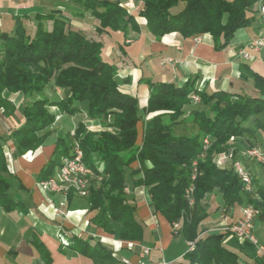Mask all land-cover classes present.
Instances as JSON below:
<instances>
[{"label": "trees", "instance_id": "trees-1", "mask_svg": "<svg viewBox=\"0 0 264 264\" xmlns=\"http://www.w3.org/2000/svg\"><path fill=\"white\" fill-rule=\"evenodd\" d=\"M140 1L138 15L146 20L147 32L155 40L171 33L184 38L208 34L214 47L221 50L238 30L251 25L250 15L258 0ZM74 5L92 14L95 20L88 25L94 27L92 32L48 12L35 15L32 32L16 19L12 33L0 37V110L6 116L14 111L4 92L20 93L25 100L21 125L7 135L14 154L24 155L46 143L49 134L44 131L54 123V115L48 111L52 106L69 116L80 111L91 119L109 116L116 132L89 134L78 124L72 139L81 148L87 167L95 172L101 167V181L92 185L85 197L89 225L116 241H142L143 225L135 218V207L125 193L128 171L133 189L147 190L153 212L171 226L179 224L176 233L194 242V250L184 258L186 264H239L237 255L222 244L226 234H202L199 227L206 213L201 202L216 192L225 208L252 205L259 210L257 220H264V183L252 178L253 192L246 193L233 170L218 168L213 162L216 154L230 149L231 139L237 152L257 148V133L264 129L257 122L264 113V77L241 66L240 78L252 83V94L199 92L200 105L189 112L185 108L194 81L181 87L146 82L151 92L144 113L151 118L138 134L137 100L118 90L117 67L106 56L107 41L114 42L113 35L121 34L124 43L127 26L138 30L134 16L118 1L74 0ZM43 20L50 24L43 26ZM122 42H116L119 54ZM50 88L62 90L66 96L57 101L42 97ZM187 118L195 134H173L172 129ZM204 138L211 141L206 150ZM5 142L0 135V207L9 213L20 207L7 194L11 183L2 148ZM71 149V142L58 136L53 156L37 181L52 176ZM191 185L194 204L189 206L185 193ZM68 247L93 260L114 261L111 252L92 238L69 236Z\"/></svg>", "mask_w": 264, "mask_h": 264}, {"label": "crops", "instance_id": "crops-1", "mask_svg": "<svg viewBox=\"0 0 264 264\" xmlns=\"http://www.w3.org/2000/svg\"><path fill=\"white\" fill-rule=\"evenodd\" d=\"M133 1L130 0L129 3ZM41 3L42 0H0V37L12 33L16 19L21 20L24 17L32 24L36 14L49 12L47 6L44 7ZM263 3L264 0L256 2L250 15L251 25L238 30L221 50L214 47L209 35L199 37V42L194 40L195 37L184 38L179 33H171L155 40L147 32L145 22L139 17L136 18L138 33L131 34L130 37L133 38L130 44L125 45L122 42L121 34L112 36L115 41L120 39L117 43L122 42L121 54L117 51L119 47L115 41H107L109 46L106 55L110 63L117 67L119 91L135 97L141 110L146 107L149 89L140 82L181 87L187 81L194 80L195 85L203 87L202 91L207 93L252 94V83L241 80L239 68L245 65L264 77V49L254 53L249 61L241 59L238 52L246 44L256 40L260 34L258 27L259 23L261 25V17L258 9ZM58 5L62 6L63 17L69 18L74 25H82L73 20L75 12L78 11L75 6L64 3ZM41 6L44 7L43 11ZM38 11L42 13H37ZM21 22L23 23V20ZM29 28L32 30L31 27H28V30ZM134 45L136 49L132 51ZM127 54L133 59L130 64L125 61ZM164 58L176 60L178 63L173 66L163 65ZM56 94L55 97L49 95L48 98L57 101L66 96V92L62 90H56ZM3 97L14 108L8 116L0 111V135L7 137L9 132L20 126L23 121L21 112L24 97L21 94L9 93H4ZM79 121L78 115H60L54 129L48 133L46 143L32 151V155L25 153L16 156L11 141V144H3L8 179L11 183L7 194L19 204L20 209L7 213L0 207V264H136L139 260L186 264L184 258L188 253L189 242L176 233L180 225L171 226L159 213L153 212L145 188L138 187L132 191L127 188V194L131 195L135 204V218L143 225L142 241L130 242L116 241L89 225L90 214L85 198L75 196L64 201L62 197L47 195L37 187L38 176L53 156L57 137L75 129ZM257 122L264 125L260 118ZM261 133H264V129L257 134ZM243 163L247 170H250L252 178L263 184V165L246 161ZM201 205L206 213V218L199 227L203 235L226 234L222 244L228 251L237 255L239 264H264V220H256L254 223L253 235L258 245L263 248V252L257 254L253 246L240 245L226 232L230 225L241 218L240 209L236 211L234 208H225L216 192L205 196ZM56 210L60 214L57 215ZM207 220L211 222L204 224ZM61 234L67 237L69 234H77L80 238L99 241L111 252L109 256L114 261L93 260L68 246H63L58 239ZM144 249L149 250L147 256L142 254Z\"/></svg>", "mask_w": 264, "mask_h": 264}, {"label": "built area", "instance_id": "built-area-1", "mask_svg": "<svg viewBox=\"0 0 264 264\" xmlns=\"http://www.w3.org/2000/svg\"><path fill=\"white\" fill-rule=\"evenodd\" d=\"M264 11V3L260 5ZM260 34L257 39L246 44L242 49L239 50L238 56L246 61L252 59L253 54L264 49V24H262L260 29ZM196 42H199V37L194 38ZM176 60L170 58H164L162 60L163 65L173 66L177 64ZM194 101L198 100L196 97H192ZM233 141V139H231ZM207 138L203 139V149L207 147ZM26 154L32 155L29 151ZM243 156L247 159L253 160L259 164H264V155L258 150V148L253 147L245 150ZM220 164V162H218ZM234 173L238 176L243 190L246 193L253 192L252 186V176L248 170L244 169L240 164H235ZM193 174L191 180L194 181L196 175V162L192 164ZM98 172V173H97ZM95 172L92 168H89L83 162V152L78 144L72 147L69 155L63 157L60 160L59 166L55 169V173L45 180L37 181V187L45 194L52 196H60L66 201L70 196L85 198L88 195L89 189L92 185L98 184L101 181V167ZM194 187L191 185L185 193V199L189 206L194 204L193 200ZM125 193H129L128 189H125ZM56 214H60L56 210ZM241 218L235 223L230 225L226 232H228L234 239L240 244H248L255 248L257 254L263 252V248L258 245L254 235V223L259 216V210L252 205H245L240 208ZM177 227V226H176ZM68 236H75L77 239L80 238L77 234H69ZM58 239L63 246H68L69 237L66 235H59ZM194 250V242L188 243V252ZM149 253L148 249L142 251L143 256H147ZM136 264H177L176 262H147L145 260H139Z\"/></svg>", "mask_w": 264, "mask_h": 264}, {"label": "rangeland", "instance_id": "rangeland-1", "mask_svg": "<svg viewBox=\"0 0 264 264\" xmlns=\"http://www.w3.org/2000/svg\"><path fill=\"white\" fill-rule=\"evenodd\" d=\"M36 1V0H35ZM39 1H41V0H39ZM110 1H113V2H115V1H118L119 2V5H120V7H123V8H125L126 9V12H127V14H129V15H133L134 16V22H135V24H136V26L138 27V22H137V19L136 18H141L144 22H145V26H146V20L144 19V18H142V17H140L139 15H138V11H139V9H140V7H141V1L140 0H134L132 3H129V1L130 0H110ZM62 4V3H64V4H70V5H73V6H75L77 9H78V11L77 12H75V16H74V18H73V20H75L76 21V24L79 22V23H81L82 24V26H85L84 28H88L89 29V31L90 32H92L93 30H94V27H90V26H88L90 23H92L93 22V20H95L94 18H93V16H92V14L90 13V12H85V11H83L82 9H80L79 7H77L76 5H74V0H42V3H41V5H43L44 7L45 6H47V10H49V12H54V13H57L58 15H64V13L62 12V6H60V5H58V4ZM129 4H131V5H129ZM133 4V5H132ZM43 6H41V11H43L42 9H44V7ZM57 6H59V7H57ZM59 10V11H58ZM176 10V9H175ZM40 11H38L37 13H39ZM45 13H43V14H47L48 12H46V11H44ZM65 12V11H64ZM40 13H42V12H40ZM259 13V12H258ZM259 16L261 17V15H260V13H259ZM63 17V16H62ZM65 20L66 19H68L69 20V18H66V16H64L63 17ZM21 20H23V24L25 25V27H27V29H28V27H31L32 29L35 27V22H32V24H29V22L30 21H26L25 20V18L24 17H22L21 18ZM263 21H264V19L261 17V25H260V23H259V27H258V32L260 33V29H261V26H262V24H263ZM78 23V24H79ZM42 24H43V26H47V25H49L50 24V21H47V20H43L42 21ZM30 25V26H29ZM29 30H30V28H29ZM241 30V29H240ZM31 32L33 31V30H30ZM30 32V33H31ZM133 33H138V30L137 31H133L129 26H127V32H126V35L124 36V43H125V45H128V44H130L131 43V39L133 38V37H130L131 36V34H133ZM203 35H208V34H203ZM203 35H201V36H203ZM201 36H196V37H201ZM195 37V38H196ZM112 40L113 41H115V39H114V37H112ZM120 39H118V40H116V41H119ZM137 42H139V41H137ZM136 42V43H137ZM107 46H109V45H107ZM132 51L133 50H135L136 49V46L134 45V46H132ZM118 49V48H117ZM126 51V50H125ZM128 53V52H127ZM107 56V55H106ZM108 57V56H107ZM131 60H133L132 59V57L131 56H129L128 54H127V56H126V58H125V61H126V63L127 64H130V62H131ZM117 72H116V76H115V82H116V84H117V87H118V90L120 89L119 88V85H118V81H117ZM192 81H194V80H192ZM187 82H189V81H187ZM140 84H145V85H147V83L146 82H140ZM147 87H148V89H149V94H150V92H151V90H150V88H149V86L147 85ZM202 88L203 87H201V86H196L195 85V81H194V86H193V92L190 94V96L188 97V101H189V105L186 107V111H188L189 109H193V108H196V107H198L199 105H200V98H199V95H198V93L199 92H203L202 91ZM56 90H59V89H53V88H50L42 97H49V95L50 96H56L57 94H56ZM4 93H7V92H4ZM3 93V94H4ZM9 94H11V93H9ZM13 95H15V94H20V93H12ZM126 95V94H125ZM196 96V97H198L199 99V101L198 102H194V100L192 99V96ZM132 97V96H131ZM133 98H135V97H133ZM33 99H37V98H33ZM50 99V98H49ZM136 99V98H135ZM137 100V99H136ZM30 101H32V100H30ZM24 102H25V100H24ZM11 104V103H10ZM137 105H138V109H139V114H140V121L138 122V124H137V130H138V134H142V128L145 126V124L148 122V120L151 118V116L150 115H147V114H145L144 113V109L143 110H141L140 109V107H139V104H138V101H137ZM1 112H2V110H0ZM48 111L51 113V114H53L54 115V123L51 125V126H49L44 132H46V133H50L51 132V130H53L54 129V125L58 122V119H59V116L60 115H65V114H62V113H60L59 111H58V109L56 108V107H54V106H52V107H50V108H48ZM52 112H54V113H52ZM76 115H78V117L80 118V121H79V123L78 124H81L82 126H83V129H84V131L85 132H87V133H89V134H94V135H98V134H101V133H104V132H108V133H114V132H116L115 131V129H113L111 126H110V122H111V119H110V117L108 116V117H103V118H101V119H91V118H89L88 116H87V114L85 113V111H80V112H78ZM66 116H69V115H66ZM75 116V115H74ZM259 118L261 119V121L262 122H264V113L263 114H261L260 116H259ZM190 119H186V121H185V123H183V124H180L179 126H177V127H174L173 129H172V133L173 134H178V135H183V134H195V130H194V127H193V125H191L190 124V121H189ZM77 124V125H78ZM76 128H77V126H76ZM76 128L75 129H72V130H70V131H68L66 134H64L63 136H65L70 142H71V145H72V147L73 146H75V144H77L76 142H74L72 139H73V137H74V134H75V131H76ZM47 131H49V132H47ZM6 138V142H5V144H11V142L9 141V139L7 138V137H5ZM50 139H52L51 137H49ZM205 139V138H204ZM49 140V139H48ZM207 140H208V142H207V145H206V147L208 148L209 146H210V144H211V141H210V139L209 138H207ZM256 141H257V148H258V150L264 155V133L262 134H258V136L256 137ZM235 140H233V141H229V145H230V149H228L227 151H224V152H221V153H218V154H216L215 156H214V158H213V162H214V164L216 165V167H218V168H221V169H230V170H233L234 171V165L235 164H240L244 169H246L247 170V167L244 165V161H246V162H248V163H254V164H259V163H257V162H255V161H253V160H250V159H247V158H245L244 156H243V150H240L239 152H237V150H236V148L234 147L235 146ZM202 144H203V141H202ZM49 145V144H48ZM204 145V144H203ZM206 148V149H207ZM205 149V150H206ZM204 150V149H203ZM199 158H204L203 156H199ZM218 162H220V164L218 163ZM99 165H100V163H99ZM98 165V166H99ZM146 165H149L148 163H146ZM263 166H262V168H261V170H262V172H261V175L262 176H264V164H262ZM250 171V170H249ZM248 171V172H249ZM250 173V172H249ZM125 184H126V186H127V188L130 190V191H132L133 190V184H132V181H131V178H130V175H129V172L128 171H126L125 172ZM219 196V195H218ZM128 202L130 203V204H133L134 205V207H135V204L132 202V200H131V195H128ZM240 207L241 206H235V210L236 211H238V209H240ZM211 221L210 220H207V221H204L203 223L204 224H206V223H210ZM209 227V226H208ZM93 231L95 232L96 230L95 229H93Z\"/></svg>", "mask_w": 264, "mask_h": 264}, {"label": "bare ground", "instance_id": "bare-ground-1", "mask_svg": "<svg viewBox=\"0 0 264 264\" xmlns=\"http://www.w3.org/2000/svg\"><path fill=\"white\" fill-rule=\"evenodd\" d=\"M258 12L260 13L261 17L264 18V11H263L262 7H259ZM192 97H196V96L194 95V96H192ZM196 99L198 100L199 98L196 97ZM193 100H194V99H193ZM198 101H199V100H198ZM194 102H197V101H194Z\"/></svg>", "mask_w": 264, "mask_h": 264}]
</instances>
